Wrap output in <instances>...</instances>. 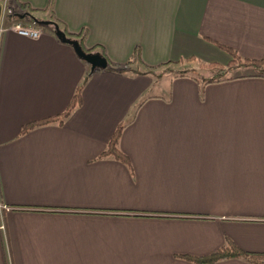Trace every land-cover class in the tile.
Instances as JSON below:
<instances>
[{"label":"crops","instance_id":"0c3cea01","mask_svg":"<svg viewBox=\"0 0 264 264\" xmlns=\"http://www.w3.org/2000/svg\"><path fill=\"white\" fill-rule=\"evenodd\" d=\"M18 1L87 30L115 63L139 48L151 66L226 65L221 45L264 58V0ZM89 71L51 30L0 33V264H196L227 238L264 253V74L97 69L62 124L22 134L64 112ZM121 123L130 165L101 157Z\"/></svg>","mask_w":264,"mask_h":264},{"label":"trees","instance_id":"16d2710c","mask_svg":"<svg viewBox=\"0 0 264 264\" xmlns=\"http://www.w3.org/2000/svg\"><path fill=\"white\" fill-rule=\"evenodd\" d=\"M17 9L14 11L12 10L11 12H7L5 16V20L8 23H15L17 21L21 22L23 20H29L32 23H35L36 21L31 18L30 16H26L24 18L21 17V15L29 12L31 13L34 17H36L39 20H49L52 21L54 24H58L60 29L63 30L69 38L75 39L79 41L80 45L82 48L88 52V53H99L101 56L105 57L108 60V67L107 69H111L114 71H117L119 73H126L130 71H134L137 73H143V74H150V73H156V71L160 68L171 66V65H181L184 64L187 61H191L192 59H187V60H180V61H175V62H167V63H162L160 65L156 66H151L146 64L142 58H141V53L140 49L137 48L132 56V58L126 62V63H115L112 62L107 53L106 50L100 46V45H94L91 47H88L86 42L88 39V31L83 30L80 33H74L70 32L67 27L56 17V15L48 10H42V9H36L28 4H24L19 2L18 0L15 1ZM45 16V17H42ZM40 25L39 23H36ZM44 26V25H40ZM48 29H50L54 34V25H46L44 26ZM221 48L224 49L226 52L230 54L232 57L230 62L227 65H219L218 63H203L201 64L202 67L205 68H215V67H222L221 73L218 74L217 76H214L210 79L205 80V83H211L215 81H221V80H230L233 79L235 76L234 75H228L230 72L237 71L242 68H248L252 69L255 71L257 74L263 75L264 74V58L263 59H247L243 58L236 50L221 45ZM135 66V67H133ZM143 68L140 70L138 67ZM97 70V69H96ZM94 70V71H96ZM94 71L91 70L84 79L83 82L79 84L77 87L75 94L69 103L68 107L64 110V112L50 116L38 121H33L31 123H28L25 125L22 129V134L26 133L36 127L39 126H44L52 123H59L62 124L64 120L72 113V111L77 108L79 105L82 103V91L84 88V83L86 82L88 76H90ZM189 69L187 68H180L176 75L178 76H185L189 74ZM126 123H121L118 125L116 131L114 132L113 136L111 137L107 148L105 151L101 154V157H113L117 160H120L127 165H130V161L128 156L120 149L119 147V140L122 135V131L125 127ZM232 258H242L250 263L253 264H264V253H256V252H250L242 249L239 247L234 241H232L230 238L226 239V243L224 246L216 250L214 253L203 255V256H188L187 259L191 260L192 262L196 264H214L219 261L223 260H228Z\"/></svg>","mask_w":264,"mask_h":264},{"label":"rangeland","instance_id":"374dc122","mask_svg":"<svg viewBox=\"0 0 264 264\" xmlns=\"http://www.w3.org/2000/svg\"><path fill=\"white\" fill-rule=\"evenodd\" d=\"M16 9H17V7L15 6L14 11ZM42 17H45V16H42ZM17 23L21 24L23 26H34V27H39L40 26V25H38L36 23H32L29 20H23L21 22L17 21L15 23H11L10 24L4 19V22H3L4 26H8V24L12 25V24H17ZM41 27L43 29H45L46 31L50 30V29H48V28H46L44 26H41ZM201 64H203V63L202 62L199 63L198 61H187L184 64H181V65H178V66L171 65V66L160 68V69H158L156 71V73H150V74L153 75L152 77L155 79L154 80L155 82L166 83L168 81V77L176 75L177 71L180 68H183V67L189 69V71H190L189 74L197 77L201 81H205V80L210 79V78H212L214 76H217L218 74L221 73V70H222L221 66L220 67H215V68H205V67H202ZM219 65L224 66L223 64H219ZM133 67H135V66H133ZM138 68L140 69L141 67L139 66ZM249 72H255V71H253L252 69H248V68H242V69H239L237 71H234L233 73L230 72V73H228V75L238 76V75H241V74H247ZM163 90L164 89H159V90H156V91L162 92Z\"/></svg>","mask_w":264,"mask_h":264},{"label":"water","instance_id":"95a60500","mask_svg":"<svg viewBox=\"0 0 264 264\" xmlns=\"http://www.w3.org/2000/svg\"><path fill=\"white\" fill-rule=\"evenodd\" d=\"M2 13H3V7L0 4V19L2 17ZM26 16H30L31 18H33L36 22L35 23H39L40 25H54V32L55 35L64 43L69 44L71 46H73L75 52L77 53V55L84 60L86 63H88L91 67V70L94 71L96 69H106L109 65L108 60L101 56L99 53H88L86 52L82 46L80 45L79 41L69 38L67 36V34L60 29L58 24H54L52 21L49 20H39L36 17H34L31 13L27 12L23 15H21L22 18L26 17Z\"/></svg>","mask_w":264,"mask_h":264},{"label":"built area","instance_id":"2783aa9c","mask_svg":"<svg viewBox=\"0 0 264 264\" xmlns=\"http://www.w3.org/2000/svg\"><path fill=\"white\" fill-rule=\"evenodd\" d=\"M3 7V13L2 17L0 19V33L8 31V30H13L16 33H18L21 36L32 38V39H38L45 33V29H43L41 26L39 27H34V26H23L21 24H12L10 26H4L3 22L5 19V15L7 12H11L10 9L7 8L6 5H2ZM5 208L7 206H4Z\"/></svg>","mask_w":264,"mask_h":264}]
</instances>
